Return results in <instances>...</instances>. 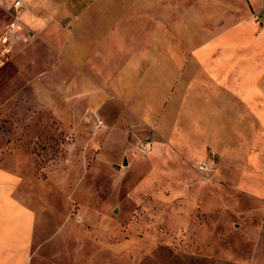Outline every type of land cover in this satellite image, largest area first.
<instances>
[{
  "label": "rangeland",
  "instance_id": "obj_1",
  "mask_svg": "<svg viewBox=\"0 0 264 264\" xmlns=\"http://www.w3.org/2000/svg\"><path fill=\"white\" fill-rule=\"evenodd\" d=\"M13 1L0 4V168L15 174L14 195L36 212L31 264H264V200L240 187L239 169L221 167L208 145L146 149L153 137L144 128L132 133L126 121L135 115L129 97L151 96L150 88L141 79L133 87L118 82L123 56L115 71L90 61L95 47L86 48L84 62L68 64L67 48L80 51L66 37L70 22L96 21V0L42 5L36 19L52 20L44 34L33 24V0L19 13ZM229 1L235 10L245 5ZM147 3L104 0L101 14L115 19L105 30L120 32L119 48L106 47L105 56L154 51L161 48L156 32L193 30L150 23V15L176 9ZM192 10L186 6L185 15ZM210 27L225 24L202 23L201 43ZM178 43L168 40L169 47Z\"/></svg>",
  "mask_w": 264,
  "mask_h": 264
},
{
  "label": "crops",
  "instance_id": "obj_2",
  "mask_svg": "<svg viewBox=\"0 0 264 264\" xmlns=\"http://www.w3.org/2000/svg\"><path fill=\"white\" fill-rule=\"evenodd\" d=\"M5 1L0 0V4ZM149 1L146 9H176L175 14L160 18L150 15V23L156 20L163 27L168 22L191 24L193 30L178 26L176 32H156L161 48L154 51L146 47L138 54L135 48L127 57L122 53L105 56L106 47L119 48L120 32L114 31L115 27L105 30L115 19L101 14L104 0H96V21L85 16L70 22L66 37L75 40L73 45L80 51L71 53L73 49L67 48L68 64L84 62L86 48L95 47L97 52L91 53L90 61L115 71L123 56L124 62L117 70L118 82L133 87L141 79L148 83L145 86L149 85L151 95L129 97V111L135 115L126 123L132 133L146 129L155 149L160 142L177 143L178 149L187 146L189 151H202L208 145L221 167L239 169L235 180L244 191L264 200V0H244L241 10L233 9L237 2L229 0H222L225 8L216 0H198L196 5L192 4L194 0ZM32 4L36 33L44 34L46 28L50 30L52 20L47 16L36 19L35 12L42 5L49 8L51 1L33 0ZM93 6L90 3L86 10ZM186 6L193 9L187 16ZM206 22L224 23L225 27H210L204 44L201 40L206 32L200 25ZM169 38L179 40V46L169 47ZM186 56L192 63H185ZM165 96L170 97L166 102ZM229 176L225 173L224 178ZM15 178V174L0 168V264H31L36 212L14 195L11 184Z\"/></svg>",
  "mask_w": 264,
  "mask_h": 264
},
{
  "label": "built area",
  "instance_id": "obj_3",
  "mask_svg": "<svg viewBox=\"0 0 264 264\" xmlns=\"http://www.w3.org/2000/svg\"><path fill=\"white\" fill-rule=\"evenodd\" d=\"M22 5H23V1H22V0H16V1H14L13 7H14V8L16 9V11H17L20 7H22ZM16 19H18V16H16ZM15 24H16V22H12V23L10 24V26H11V30L14 29ZM144 147H145L146 149H149V148L151 147V142H150V141L146 142V143L144 144ZM200 168H201V169H204V170L207 169V168H209V161H207V160L201 161V163H200Z\"/></svg>",
  "mask_w": 264,
  "mask_h": 264
},
{
  "label": "water",
  "instance_id": "obj_4",
  "mask_svg": "<svg viewBox=\"0 0 264 264\" xmlns=\"http://www.w3.org/2000/svg\"><path fill=\"white\" fill-rule=\"evenodd\" d=\"M126 162V161H125Z\"/></svg>",
  "mask_w": 264,
  "mask_h": 264
}]
</instances>
